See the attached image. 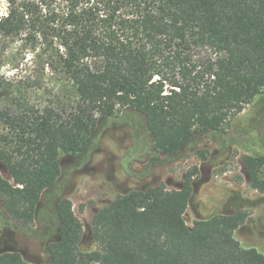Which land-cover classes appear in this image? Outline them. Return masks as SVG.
Listing matches in <instances>:
<instances>
[{
  "label": "trees",
  "instance_id": "obj_1",
  "mask_svg": "<svg viewBox=\"0 0 264 264\" xmlns=\"http://www.w3.org/2000/svg\"><path fill=\"white\" fill-rule=\"evenodd\" d=\"M6 1L0 65L2 41L16 42L68 98L33 107L21 82H0V163L11 175L0 172V202L27 234L63 159L90 156L102 122L142 116L155 153L174 159L264 96V0ZM243 162L264 194V155L248 150ZM195 175L118 195L94 212L89 242L62 198L46 264H264L236 237L247 209L187 224ZM0 264L40 263L5 250Z\"/></svg>",
  "mask_w": 264,
  "mask_h": 264
},
{
  "label": "rangeland",
  "instance_id": "obj_2",
  "mask_svg": "<svg viewBox=\"0 0 264 264\" xmlns=\"http://www.w3.org/2000/svg\"><path fill=\"white\" fill-rule=\"evenodd\" d=\"M7 11V1L0 0V17ZM2 47L0 82H21L26 87V100L33 107L58 97L68 100L58 79H39L41 66L32 54L12 41H2ZM99 136L90 156L63 159L58 186L44 193L31 234L20 230L0 202V251H18L29 262L46 264L47 239L59 236L56 214L62 198L72 201L89 242L94 212L118 195L162 183L168 189H177L188 174L195 172L194 198L186 212L187 224L193 226L198 218L213 213H233L245 208L249 218L236 237L244 247H254L264 255V194L251 187L243 162L248 150L264 155V96L231 119L222 132L204 134L174 159L155 153L140 115L121 114L102 122ZM0 172L11 180L2 163Z\"/></svg>",
  "mask_w": 264,
  "mask_h": 264
}]
</instances>
